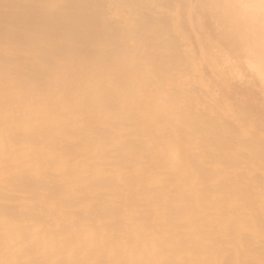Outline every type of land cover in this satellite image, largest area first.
Returning a JSON list of instances; mask_svg holds the SVG:
<instances>
[{
    "label": "bare ground",
    "instance_id": "6f19581e",
    "mask_svg": "<svg viewBox=\"0 0 264 264\" xmlns=\"http://www.w3.org/2000/svg\"><path fill=\"white\" fill-rule=\"evenodd\" d=\"M50 1L0 0V264H264V0Z\"/></svg>",
    "mask_w": 264,
    "mask_h": 264
},
{
    "label": "rangeland",
    "instance_id": "374dc122",
    "mask_svg": "<svg viewBox=\"0 0 264 264\" xmlns=\"http://www.w3.org/2000/svg\"><path fill=\"white\" fill-rule=\"evenodd\" d=\"M238 1V3L237 4H239V3H241V2H243V1H247V5H248V8H250V9H254L255 7H257L259 4H258V1L257 0H237ZM50 6L51 7H53V8H56L57 7V1L56 0H51L50 1ZM211 11H212V14L214 15V16H219L220 15V13L217 11V10H219V8H217L216 6H211ZM211 14V13H210ZM210 14L209 13H207L206 15L205 14H202V13H199L198 15H200V17H201V20L205 23V24H207V22L209 21V19H210ZM211 14V15H212ZM241 14H244V13H242L241 12ZM115 17H117V15L116 14H113Z\"/></svg>",
    "mask_w": 264,
    "mask_h": 264
}]
</instances>
